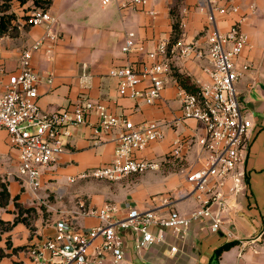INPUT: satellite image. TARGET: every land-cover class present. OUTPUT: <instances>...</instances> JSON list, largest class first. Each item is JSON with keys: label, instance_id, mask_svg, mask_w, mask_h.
Masks as SVG:
<instances>
[{"label": "crops", "instance_id": "obj_1", "mask_svg": "<svg viewBox=\"0 0 264 264\" xmlns=\"http://www.w3.org/2000/svg\"><path fill=\"white\" fill-rule=\"evenodd\" d=\"M12 1L19 5L15 12L35 3V0L24 3L10 0L7 4ZM212 3L235 6L239 12L232 16L216 14L212 19L210 6L204 0H151L143 8L122 11L115 2L105 5L104 0H51L47 9L57 19L55 31L59 39L33 51L32 60L41 79L40 108L44 112L72 109L83 99H90L136 125L158 122L165 138L149 144L135 156L155 159L161 168L117 183L94 179L71 182V178L76 179L83 172L110 164L115 155L119 131L96 136L98 117L91 114L88 125L70 128L71 136L64 139L68 151L42 169V188L34 193L17 177V153L9 145L7 132L1 130L0 185L6 186L10 199L6 207H0V220L6 222L0 226V264H32L29 246L53 238L55 222L61 218L59 213L74 212L80 200L89 208L116 204L122 209L131 206L162 215L171 210L190 215L199 209L186 177L200 170L208 159V153L197 143L204 127L183 118L178 96L180 86L172 73L184 74L194 84L197 80H207L202 69L209 64L208 40L216 30L226 33L237 19L242 21L241 31L247 43L236 60L241 77L235 88L242 114L253 124L244 164L247 175L244 190L237 196L227 194L228 211L223 215L221 231L214 232L207 221L196 222L184 239L167 232L165 244H155L148 250L137 246L132 231L124 232L125 260L121 264H210L214 251L232 241L238 245L224 252L218 264H264V0H213ZM175 22L180 24V44L169 50L172 72L163 76L162 98L149 105L143 98L120 96L119 80L111 77L110 71L133 66L141 73L146 66L160 61L149 58V54L160 42L170 43ZM21 24L15 27V32L0 38V67L10 73L19 72L22 52L46 34L43 25L26 26L22 18ZM128 32L135 33L137 49L125 54L122 48ZM185 47L194 50L188 57L182 54ZM49 78L52 83L48 82ZM148 86L145 80L139 89ZM176 148L180 149V158L172 153ZM164 200L168 203L164 204ZM32 212L34 222L28 225L23 218ZM124 214L123 210L121 215ZM18 219L21 221L9 227ZM77 224L90 228L99 221L94 217H78ZM230 232L233 237L227 236ZM171 246L179 252L172 255Z\"/></svg>", "mask_w": 264, "mask_h": 264}, {"label": "built area", "instance_id": "obj_2", "mask_svg": "<svg viewBox=\"0 0 264 264\" xmlns=\"http://www.w3.org/2000/svg\"><path fill=\"white\" fill-rule=\"evenodd\" d=\"M150 1L104 0V4L115 2L122 11L143 8ZM204 1L210 6L212 19L216 14L232 16L239 12L235 6L221 7L213 5V0ZM150 14L155 15L154 12ZM241 23L237 19L226 33L216 30L211 34L208 40L209 64L202 69L207 80L193 83L196 88L194 92L179 87L183 118L195 120L204 127V134L197 143L208 153V159L200 170L186 177L193 188V196L200 204L199 209L190 215H182L175 210L162 215L155 211H139L131 206L122 209L116 204L89 208L80 200L74 212L59 213L61 218L55 222V236L31 250L32 264H121L125 260L126 231L136 235L140 249L148 250L155 244H165L167 232L184 239L196 222H209L214 232L222 230L223 215L228 211L227 194L237 196L244 190L247 176L244 164L248 138L253 128L252 122L242 114L235 88L241 77L236 60L247 43ZM25 25H43L46 34L22 52L19 72L10 73L0 67V131L7 132L9 145L17 153V177L22 185L34 193L42 188V169L51 166L68 151L64 139L71 136L70 128L88 125L91 114L98 117L94 128L96 136L119 131L115 155L110 164L83 172L76 179L71 178V182L94 179L117 183L129 176L159 171V161L135 156L149 144L165 138L158 122L136 125L90 99H83L72 109L44 112L40 108L41 79L32 65L33 51L40 50L49 42L58 41L59 36L55 31L57 19L48 9L39 8L29 15ZM135 40V33L128 32L122 52L129 54L136 50ZM169 45L167 41L160 42L157 49L149 54V58L160 61L146 66L141 73L135 71L133 66L110 71L109 75L119 80L120 96L143 98L149 105L162 98L165 87L163 76L172 72L168 61ZM48 50L50 53L51 46ZM193 51L191 47H185L182 54L188 57ZM145 80H148L149 86L140 90L139 86ZM48 82L52 83V79L49 78ZM172 153L175 157H181L179 148ZM167 203L168 200H164V204ZM123 210L125 214L121 215ZM78 217H94L99 224L84 228L77 224ZM227 236L233 237V234L230 232ZM170 252L175 255L179 249L171 246Z\"/></svg>", "mask_w": 264, "mask_h": 264}, {"label": "trees", "instance_id": "obj_3", "mask_svg": "<svg viewBox=\"0 0 264 264\" xmlns=\"http://www.w3.org/2000/svg\"><path fill=\"white\" fill-rule=\"evenodd\" d=\"M10 0H5V2H8ZM21 3H24L26 0H18ZM35 3L40 5L41 8L43 9H47L51 3V0H35ZM15 19L14 15H5L2 17L1 22H0V38L6 35H10L13 32L16 31V26H13V20ZM173 39L170 41V45H169V49L171 50L172 47L177 44L180 40L181 37V30H180V24L178 22H175L173 24ZM174 79L178 82L179 86L186 89L189 92H194L196 90L194 84L192 83L191 79L184 75V74H180L177 71H173L172 73ZM0 207H6L7 202L10 199V193L8 191V189L6 188L5 185L1 184L0 185ZM18 208H20V211H22L21 207L19 205H17ZM19 221H21L20 219H18L17 221L14 222L13 225L9 226V227H13L15 226ZM6 225V222H3L2 220H0V226ZM10 225V224H9ZM9 229V228H7ZM238 245L237 241H232L229 243H226L224 245H222L221 247L217 248L214 251L213 254V259L211 260L210 264H218V260L220 259V257L222 256V254L226 251L231 250L232 248H234L235 246Z\"/></svg>", "mask_w": 264, "mask_h": 264}, {"label": "rangeland", "instance_id": "obj_4", "mask_svg": "<svg viewBox=\"0 0 264 264\" xmlns=\"http://www.w3.org/2000/svg\"><path fill=\"white\" fill-rule=\"evenodd\" d=\"M17 7H19V5L18 4H13V1L11 3L7 4V2L5 3L4 0H0V22H1V19H2L3 16H5V15H14V16H16V19L13 21V26H17L18 27L19 25H22L21 24V18L26 20L29 17V15L32 14V12L34 10L41 8L40 5H38L36 3H33V5H31V6H27V9L25 8V9H22V10H19V11L15 12ZM34 217H35V213L32 212V213L26 214V217H24L23 219H27L28 225H31V223L34 222ZM29 247H31V250H32L35 246H29Z\"/></svg>", "mask_w": 264, "mask_h": 264}]
</instances>
